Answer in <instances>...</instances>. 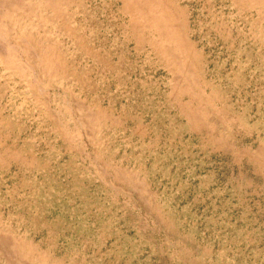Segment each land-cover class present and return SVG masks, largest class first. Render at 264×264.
I'll list each match as a JSON object with an SVG mask.
<instances>
[{"label":"rangeland","instance_id":"rangeland-1","mask_svg":"<svg viewBox=\"0 0 264 264\" xmlns=\"http://www.w3.org/2000/svg\"><path fill=\"white\" fill-rule=\"evenodd\" d=\"M0 264H264V0H0Z\"/></svg>","mask_w":264,"mask_h":264}]
</instances>
